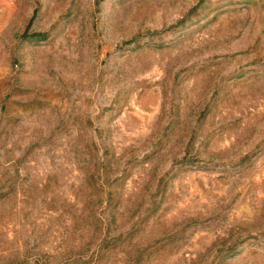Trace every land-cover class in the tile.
I'll list each match as a JSON object with an SVG mask.
<instances>
[{
    "label": "rangeland",
    "instance_id": "obj_1",
    "mask_svg": "<svg viewBox=\"0 0 264 264\" xmlns=\"http://www.w3.org/2000/svg\"><path fill=\"white\" fill-rule=\"evenodd\" d=\"M0 264H264V0H0Z\"/></svg>",
    "mask_w": 264,
    "mask_h": 264
}]
</instances>
